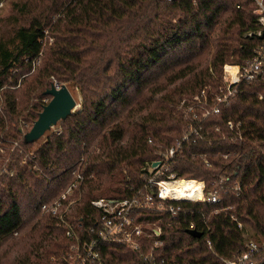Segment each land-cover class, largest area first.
<instances>
[{
  "label": "trees",
  "instance_id": "16d2710c",
  "mask_svg": "<svg viewBox=\"0 0 264 264\" xmlns=\"http://www.w3.org/2000/svg\"><path fill=\"white\" fill-rule=\"evenodd\" d=\"M3 2L13 14L0 31V264H58L70 240L39 204L65 189L74 171L85 180L68 220L81 218L86 228L91 200L132 197L145 165L177 144L176 176L204 181L205 192L215 190L220 201H166L178 207L175 215L140 210L137 221L161 228L157 260L222 264L243 251L237 221L264 239V67L255 80L241 81L217 113L210 110L222 65L243 66L264 40L245 36L260 27L254 0ZM46 31L53 40L40 55ZM52 84L76 87L80 107L33 148L24 133ZM201 91L197 103L192 97ZM191 223L201 237L188 234ZM96 248L103 264H147L120 244ZM258 260L264 264V254Z\"/></svg>",
  "mask_w": 264,
  "mask_h": 264
},
{
  "label": "built area",
  "instance_id": "2783aa9c",
  "mask_svg": "<svg viewBox=\"0 0 264 264\" xmlns=\"http://www.w3.org/2000/svg\"><path fill=\"white\" fill-rule=\"evenodd\" d=\"M254 2L256 8L253 13L256 15V20L260 27L254 31H248L245 36L256 35L262 37L264 36V0H254ZM39 61L40 58L32 61V70L38 65ZM263 67L264 40L254 50L252 59L243 66H239L236 63H224L222 65V85L218 90L219 93L213 98L215 104L211 107V112L217 113L219 104L225 102L237 92V85L241 81L255 80L263 70ZM18 86L19 83L15 87ZM55 86L58 87V85ZM199 96L203 98L204 91H201ZM192 110L191 106L187 107L188 112ZM208 113L209 111H206L202 116L204 117ZM227 124L228 127H233L230 121ZM186 138L187 136H184L183 140ZM15 146H17V143L13 144V147ZM178 150L179 144L171 146L162 154L159 160L145 165L143 168L142 187L132 197H99L91 200L90 206L93 208L94 214L91 216V225L86 228L82 227L81 218L78 221L68 220L71 209L82 199L85 177L81 171H74L73 179L57 196L49 197L42 201L39 204L41 215H50L55 218L57 223L65 228L64 234L70 240L68 250L58 258V264H103L96 248L97 244L102 242L123 245L127 249L138 253L139 257L147 264H162V260H157L155 255V251L161 246V240L159 239L161 228L155 222L150 224L137 221L135 219L137 213L143 209H152L165 211L172 215L177 214L179 212L178 207L172 203L167 204L166 201H199L206 203H217L220 201V196L215 190L213 192H205L204 181L183 179L176 176L173 166L175 164L174 157ZM19 151H22V149ZM0 152H3L2 148H0ZM26 156L31 158L32 152H27ZM223 157L226 158L227 154ZM179 180L201 181V196L195 199H176L171 196V192L168 193L166 190L167 183ZM218 181L221 183L224 178L219 177ZM238 189L239 186L236 184L234 187L236 195L238 194ZM148 225L150 226L149 230H145L144 226ZM237 227L244 237L243 251L224 259L222 264H259V256L264 254V239L250 235L246 226L241 222L237 221ZM189 229L196 230L193 223L190 224ZM147 239H150L151 242H146Z\"/></svg>",
  "mask_w": 264,
  "mask_h": 264
},
{
  "label": "water",
  "instance_id": "95a60500",
  "mask_svg": "<svg viewBox=\"0 0 264 264\" xmlns=\"http://www.w3.org/2000/svg\"><path fill=\"white\" fill-rule=\"evenodd\" d=\"M45 94L50 96L49 101L42 107L37 119L31 128L24 133L25 142L37 140L46 130L55 125L59 120L67 117L75 111V99L65 84L55 86L52 84ZM154 165V164H153ZM188 234L194 237H201V232L195 229L187 230Z\"/></svg>",
  "mask_w": 264,
  "mask_h": 264
},
{
  "label": "rangeland",
  "instance_id": "374dc122",
  "mask_svg": "<svg viewBox=\"0 0 264 264\" xmlns=\"http://www.w3.org/2000/svg\"><path fill=\"white\" fill-rule=\"evenodd\" d=\"M254 10H255V9H254ZM12 14H13V11L11 10L10 5H9L8 2L0 3V31L4 30V29L7 27L8 23H9V17H10ZM52 18L54 19L55 17H52ZM223 18H224V14L222 13V14H220V16L218 17L219 22H220ZM218 25H219V24H216V29H217ZM215 32H216V30H215V28H214V30L212 31V34H211V36H210V48H211V49H212V47H213L214 34H215ZM52 40H53V37H51V36L48 34V32L46 31V32H45V35H44V38H43V40H42V47H41L42 50H41V54H42V52L45 51V49L51 44ZM208 58H209V54L206 56V61L208 60ZM39 63H40V61H39ZM227 63H228V62H227ZM68 89H69V91L71 92L73 98L75 99V103H76L75 110H77V109H79V107H80V103H81V97H80V94H79V90H78L76 87H74V86H68ZM192 98H193L194 101H196L197 103L202 102L200 96L194 95ZM49 99H50V98H49ZM49 99H48V100H49ZM46 100H47V98L44 99V101H46ZM191 107H192V106H191ZM192 108H193V107H192ZM58 122H59V121H58ZM58 122H57L55 125L51 126L48 130H46V131H45V132H44V133H43V134H42L37 140H35V143H34L33 148H34L35 146L39 145L40 143H42V142L45 140V138H46V136H47L48 134H50L51 132L57 130V128H58ZM101 180L103 181L104 179H101ZM246 228H247V230L249 231L248 233H250V235H251V234H252V233H251V230H250L247 226H246ZM8 256L11 257V255H8Z\"/></svg>",
  "mask_w": 264,
  "mask_h": 264
},
{
  "label": "bare ground",
  "instance_id": "6f19581e",
  "mask_svg": "<svg viewBox=\"0 0 264 264\" xmlns=\"http://www.w3.org/2000/svg\"><path fill=\"white\" fill-rule=\"evenodd\" d=\"M166 190L176 199H195L202 194L200 182L196 180L170 181L167 183Z\"/></svg>",
  "mask_w": 264,
  "mask_h": 264
}]
</instances>
